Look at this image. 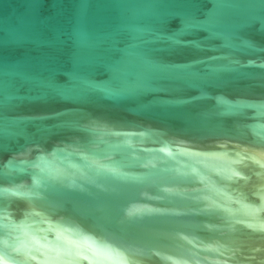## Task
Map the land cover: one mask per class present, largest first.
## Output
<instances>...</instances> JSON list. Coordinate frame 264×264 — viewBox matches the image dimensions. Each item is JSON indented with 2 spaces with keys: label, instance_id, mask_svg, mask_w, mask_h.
<instances>
[{
  "label": "water",
  "instance_id": "water-1",
  "mask_svg": "<svg viewBox=\"0 0 264 264\" xmlns=\"http://www.w3.org/2000/svg\"><path fill=\"white\" fill-rule=\"evenodd\" d=\"M0 264H264V0H0Z\"/></svg>",
  "mask_w": 264,
  "mask_h": 264
}]
</instances>
